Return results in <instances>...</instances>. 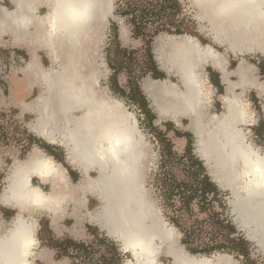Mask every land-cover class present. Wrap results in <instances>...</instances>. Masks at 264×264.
I'll use <instances>...</instances> for the list:
<instances>
[{"label":"bare ground","instance_id":"1","mask_svg":"<svg viewBox=\"0 0 264 264\" xmlns=\"http://www.w3.org/2000/svg\"><path fill=\"white\" fill-rule=\"evenodd\" d=\"M10 1L13 9L0 5V36L10 33L15 43L28 46L32 56L23 70L32 80L21 81L19 101L33 85L42 86L43 92L24 104L37 115L31 130L65 147L67 158L81 170L82 180L71 185L63 167L51 156L35 152L12 169L1 202L53 216L73 203L77 216L85 205V194H96L101 204L97 213L87 211V216L133 255L136 261L128 259L125 264H163L159 256L172 243L174 229L147 198L144 182L150 144L123 101L102 89L101 70L92 59L113 0ZM193 2L199 19L210 24L215 44L227 46L235 55H264V0ZM44 4L49 11L41 15L39 8ZM172 37L160 45L157 59L178 83L152 80L143 88L160 119H192L190 130L198 139L197 152L215 182L232 192L230 203L239 225L247 228L248 239L264 252V153L247 137L243 127L250 124L251 114L236 94L237 88L244 91L251 86L264 91V85L257 84L254 68L245 59L230 72L228 60L214 47L189 36ZM38 48H46L58 68H43L36 55ZM206 66L219 71L226 85L221 115L209 113L213 92L207 84ZM34 177L48 183L50 191L34 185ZM81 222L78 219L77 224ZM35 230L32 219L17 216L7 232L0 234V264H32ZM170 254L175 264H239L228 254L216 259L177 251Z\"/></svg>","mask_w":264,"mask_h":264},{"label":"rangeland","instance_id":"2","mask_svg":"<svg viewBox=\"0 0 264 264\" xmlns=\"http://www.w3.org/2000/svg\"><path fill=\"white\" fill-rule=\"evenodd\" d=\"M126 1L127 4L125 6L119 0H113L112 13L105 19V28L100 31L96 40V53L92 56V59L95 68H100L99 70H101L99 82L102 89L106 90L110 97L121 102L123 101L122 103L125 104L126 110L135 115L138 120L139 129L150 144V164L144 182L147 198L149 202L153 203L155 209L158 210L162 218L174 229L172 243L165 247L159 256V261L163 264H175V259L173 255L170 254V251H177L183 254L189 253L188 255L196 257H209L213 259H216L220 254H228L237 260L239 264H264V252L261 251L255 242L248 239L247 228L239 225L237 215L233 213L232 203H230L234 198L232 192L218 186L211 175L210 167L197 152L196 145L198 139L190 130L192 119L181 118L179 122L167 118L160 119L155 107L143 88L144 85L149 84L152 80L167 79L178 83L177 78L172 75H166L161 69L160 62L157 59V55L162 48V43L167 42L172 36L174 38H181L184 36L193 37L202 45L214 47L228 60V70L230 72L234 68H237L236 66L242 59H245L248 65H252L254 68V76L257 84L262 85H264V79L259 73L257 63L259 62L261 65H264V55L258 52L254 54L235 55L228 50L227 46L215 44L212 38V28L207 20L199 19L198 15L200 11L193 0H180L181 9L176 14L180 19L184 17L187 18L182 23L184 32L182 34H174L162 31L151 40V53L154 56V61L158 69L165 74L164 78L156 79L153 77L151 69L149 67L146 68L144 65V61L148 58L149 53L147 44L148 39L145 38V35L150 34L155 28V25L147 22L148 25L143 26L145 29L142 30V34L136 37L132 33V25L128 21L130 15L119 14L117 10L119 5L123 8L125 6V9H127L126 7L128 6L130 7V9H127L130 10L129 13L135 14L140 10H146V7L150 6V3L153 4L152 6L161 4V0ZM133 4H135L136 9L132 12V8L134 7L132 6ZM47 7L48 5L44 4L39 8L41 15L48 13L49 7ZM9 8L13 9L14 5L10 3ZM115 32L118 33V40L121 48L126 49L127 52L125 55H121L123 56L121 60L122 67L117 71V84L114 85V90V88H111V83L112 75L115 72L110 68L108 59L110 55L112 59H114L116 55V48L115 45H113ZM38 49V52H40L38 57L43 59V61L46 59L48 71H50V68H58V66L52 62L51 55H49L50 52L46 48ZM14 52V48L5 49L0 47V196L8 186L7 177L17 163L26 161L31 154H46L49 156L44 147H50L40 136L31 130V126L36 121L37 115L26 108L24 104L33 102L35 98L26 99V102L24 101L18 106L12 105L9 99L10 86L8 79L10 75L16 70L24 68L31 59V56L24 52H20L19 54H14ZM143 70H146V74L141 77L140 75L145 73V71L142 72ZM204 71L208 78L207 84L213 92L209 106L210 116L211 114L221 115L225 111L222 96L226 94V85L223 83V86L219 87L217 83L218 75L222 78V74L210 66H207ZM232 81L236 82L237 79L233 78ZM135 83L139 85L140 93L134 91ZM120 88L126 92L125 95L118 93L117 90H120ZM38 92L39 94L43 92V88L40 85ZM236 94L242 97L243 102L246 103L251 114L252 120L249 122L250 124L243 127L246 130L247 137L250 142H253L256 148L264 153V91L258 90L256 86H251L244 91L238 88ZM53 145L54 146L51 147L56 149V152L53 151L56 153L55 160L61 167H73L81 172L78 167L70 162L63 152L64 150L66 151L65 147L60 144ZM191 157L203 164L211 181L221 191L226 193L222 198H216L214 193H209L207 195V200L202 199L199 182L203 180V172L191 163ZM90 174L93 177L97 175L94 172ZM81 176L82 173L72 174L69 183L73 186H77L82 180ZM47 186L45 188L46 192L51 189V186ZM85 195L86 196L83 197L84 200L86 197H96V194L92 193H86ZM189 195H194V197L189 200V198H187ZM96 199L93 210L91 211L92 213H97V207L101 204L97 197ZM222 200H224L226 202L225 204L228 206L226 211L235 225L237 230L236 233H231L225 225L218 224V216L226 212L221 208ZM67 209L68 207H66V210ZM78 212L79 214L73 219L67 218L68 214H66L67 216H64L66 218L62 221L63 225L72 227L77 223L78 219H81L83 230L86 221L90 222V220L87 216V210L83 209V207L78 209ZM42 213L48 214V212ZM46 219L47 218H43V220ZM171 219L177 220L183 225L184 231L191 237L189 243H184L185 232L176 227ZM91 223H94V221ZM96 227L97 226L94 225H87L86 233L81 239L79 238L77 240L86 244L87 251H81L71 247L63 251L58 250L60 255L68 259L70 264H125L128 259L136 261L131 253L124 252L121 249V244L115 238L108 236L102 228ZM48 228V223L44 221L43 229ZM89 228L93 230V233L89 232ZM44 234L45 238L48 239V244H55L57 240L52 237V233L47 234L44 232ZM238 236H243L246 241H248V244L245 246V251L248 254L247 257L241 255V249L237 247L235 238ZM227 238L232 239L233 242H228ZM216 245L223 246L208 251V246L212 247ZM189 247L196 248L200 252L194 254L190 251ZM115 249L118 251H114ZM205 249L207 251H205ZM116 252H120L121 255H115ZM104 257L109 260H104Z\"/></svg>","mask_w":264,"mask_h":264},{"label":"crops","instance_id":"3","mask_svg":"<svg viewBox=\"0 0 264 264\" xmlns=\"http://www.w3.org/2000/svg\"><path fill=\"white\" fill-rule=\"evenodd\" d=\"M9 2L11 4H13L10 0H8V1L0 0V5L4 6L7 9H10L9 8L10 7ZM0 47L5 48V49L14 48L15 49L14 54L15 53L19 54L20 52H24L27 55L31 56L30 55L31 53H29L30 51H29L28 46L15 43L13 41V37L10 35V33H6V32L1 33ZM38 50L36 52L37 56H38ZM30 58H32V56ZM37 58H38V62L41 64V66L43 68L47 69L48 66L46 63L47 62L46 59H45V61H43V59H41L39 57H37ZM47 60H50V59H47ZM257 65H258L259 73H260L261 77L264 79V65H261L259 62L257 63ZM24 68H21L18 71L16 70L14 73H12L10 75V77L8 79L9 80V86H10L9 87V90H10L9 91V99L11 100V104L14 106H18L20 103L24 102L26 99L36 98L38 95H40L38 92L39 84H36V85H33L28 96H23V99H21L19 101V99L21 98L19 95L20 94L19 88H20L21 81L24 79L32 80L30 77H28L29 76V75H27L28 73L25 74L23 72ZM164 72L167 73L166 71H164ZM233 78H236V77L231 75V80ZM219 79H220V84L222 85L224 82L222 81V78L220 76H219ZM237 90H238V88L236 89V93H237ZM40 138H42V137H40ZM42 139L46 142V144H48V146H50V147H48L49 149L46 148L47 146L44 147L45 151L48 153L49 156H51L55 160L56 159L55 158L56 153H54V152H56V149L52 148L51 146H54L53 144H58V143H50V142H47L44 138H42ZM63 152L67 156L66 151L64 150ZM62 167H63L65 173L67 174V177H69L68 180H71L72 174H74V173L75 174H81L80 171H78L77 169H75L73 167H70V168H66L64 166H62ZM43 183H45V184H43ZM33 184L40 187L43 191H45V188L48 185V183L43 182L39 178H35V177L33 178ZM218 186L220 187V185H218ZM0 198H1V196H0ZM95 200H97L96 197H93V198H87L86 197L85 198V205L83 206V209H85L87 211H92L93 205L95 204ZM30 211L31 210L27 211L25 209L20 208L19 206L13 205V204H5V203L1 202V199H0V234L7 232L8 228L12 225V222L15 219H17V216H19V215H22L23 218H25L29 221H31V219H32V221H34L36 224L35 238L37 240V244H36V247L34 248L35 254H34V257H32V264H70L69 260L64 258V256L60 255V253L58 252V250L56 248H54L50 244H48L49 243L48 239L45 238V234L43 231L44 221H46L48 223L49 229L52 233V237L56 240H63L64 238H68V239H72V240L77 241L79 238L81 239L83 237V235L86 233L87 225L88 226L94 225V226H97L96 228H101L100 225H98V223H95V222L91 223L89 221H86L85 225L83 226L84 227L83 230H82L81 224L76 223L72 227H69L67 225H63L62 221L64 220V218H66V217H64V216H67L66 214H68L67 218L73 219L74 217H76L77 209L73 205V203H69L68 209L65 210L64 212H61L59 215L57 214L56 216H53L51 213L46 214V213H40L38 211H36V212H34V211L30 212ZM44 214H46V215H44ZM60 216H63V217H60ZM43 218H47V219L43 220ZM55 220H57V221H55ZM81 230H82V233H81ZM74 231H77V234H75Z\"/></svg>","mask_w":264,"mask_h":264},{"label":"trees","instance_id":"4","mask_svg":"<svg viewBox=\"0 0 264 264\" xmlns=\"http://www.w3.org/2000/svg\"><path fill=\"white\" fill-rule=\"evenodd\" d=\"M122 4H124L126 6L127 1L126 0H119ZM161 4H155L154 6H152L153 4L150 3L148 7H146V10H140L138 13H129L130 7H126L127 9L121 7L120 5L118 6V10L117 12L119 14L122 15H130V17L128 18V21L131 23L132 28H133V35L138 37L142 34V30H144L145 28L143 27L144 25H148L147 22H150L151 24L155 25V28L153 29V31L150 34L145 35V38H147V44H148V58L145 59L144 61V65L146 68H150L151 72H153V77L158 79V78H164L165 74L162 73L157 65L156 62L154 61V56L151 53V40L154 38V36H157L160 32L162 31H166L167 33H174V34H182L184 32L183 27H182V23L185 19H187L186 17L180 19V17L177 16L176 13H178V11L181 9V3L180 0H161L160 1ZM132 6H134L132 8V12L135 11V4H133ZM113 45H115L116 48V55L115 58L112 59L111 55L108 59V64L110 66V68L113 69V71L115 72L112 75V85L111 88L115 90L114 85L117 84V71L121 69L122 67V54H126L127 50L126 49H122L118 40V33L115 32L114 33V39H113ZM111 49V48H110ZM143 74H141L140 76L142 77L144 74H146V70H143L142 72H144ZM217 86L221 87L222 85L220 84V79L218 76V83ZM119 94L121 95H125L126 92L120 88V90H117ZM134 91L135 92H139V85L135 83V87H134ZM191 163L194 164L198 169H200L203 172V180L201 182H199L200 185V191H201V197L204 200H207V195L209 193H214L216 198H222V196H224L226 193L221 191L210 179V177L208 176V174L205 171V168L203 166V164L198 161L193 159V157L190 158ZM198 192V191H197ZM194 197V195H189L187 198H189V200H191ZM226 202L224 200H222L221 202V208L224 209L226 211V209L228 208V206L225 204ZM172 223L180 228L181 231H184L183 225H181L177 220H172ZM218 224L219 225H225V227H227L231 233H236V228L235 225L233 224L232 220L229 218V215L226 212L221 213L218 216ZM44 225V223H43ZM43 231L45 233H51L50 229H43ZM93 230L91 228H89V232H92ZM185 232V231H184ZM191 239V237L189 236V234L187 232L184 233V243H189V240ZM228 242H233L232 239L227 238ZM235 242L237 244V247L240 248V253L241 255L247 257L248 254L245 251V246L248 244V241H246V239L243 236H238L237 238H235ZM52 247L56 248L59 251H63L66 250L68 248H75V249H79V250H84L87 251L86 248V244L79 242V241H75L72 239H68L65 238L63 240H57L55 242V244H50ZM223 246V245H222ZM221 245H216V246H212V247H207L209 250L208 251H212L216 248H221ZM190 251L192 253H199L200 251H198V249L193 248V247H189ZM114 251H118L117 249H115ZM205 251H207L205 249ZM120 254L119 252H116L115 255ZM104 260H109V259H105Z\"/></svg>","mask_w":264,"mask_h":264},{"label":"water","instance_id":"5","mask_svg":"<svg viewBox=\"0 0 264 264\" xmlns=\"http://www.w3.org/2000/svg\"><path fill=\"white\" fill-rule=\"evenodd\" d=\"M166 75H167V76H171V74H168V73H166ZM172 76H174V77L176 78V76H175V75H172Z\"/></svg>","mask_w":264,"mask_h":264}]
</instances>
